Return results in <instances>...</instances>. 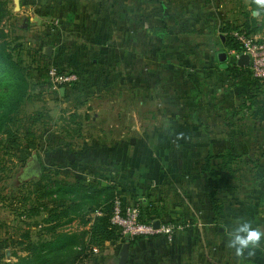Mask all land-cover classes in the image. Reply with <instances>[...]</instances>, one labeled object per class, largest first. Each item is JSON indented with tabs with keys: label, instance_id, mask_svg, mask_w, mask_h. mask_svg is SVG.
<instances>
[{
	"label": "crops",
	"instance_id": "0c3cea01",
	"mask_svg": "<svg viewBox=\"0 0 264 264\" xmlns=\"http://www.w3.org/2000/svg\"><path fill=\"white\" fill-rule=\"evenodd\" d=\"M229 3L20 0L24 19L42 27L48 41L43 51L52 47L51 62L78 75L60 95L66 106L55 115L50 110V123L41 125L46 137L44 142L37 139L40 158L34 151L29 163L36 157L41 164L60 168L63 176L110 183L126 205L141 203L160 222L180 225L172 240L154 235L136 241L128 264L164 259L179 264H264V237L259 247L245 249L240 257L227 246L230 239L246 235L237 231L246 221L264 232V192H221L222 182L235 187L236 177L245 173L213 158L224 169H218L217 197L224 206L218 216L212 205L213 181L202 171L209 153L231 151L241 154L240 163L256 159L264 181V141L256 147L251 139L238 141L243 139L240 130L219 125L214 112L220 103L237 105L245 99L217 59L218 51L229 53L223 24L240 20ZM212 33L221 36L222 47L215 41L200 42ZM186 67L196 70V79L185 77ZM121 246L112 242L109 264H116Z\"/></svg>",
	"mask_w": 264,
	"mask_h": 264
},
{
	"label": "trees",
	"instance_id": "16d2710c",
	"mask_svg": "<svg viewBox=\"0 0 264 264\" xmlns=\"http://www.w3.org/2000/svg\"><path fill=\"white\" fill-rule=\"evenodd\" d=\"M250 3L252 6L250 9L245 10V19L243 27H241V30L248 34L262 28L263 24H260L258 16L264 14V7L258 5L255 0H251ZM253 10H258V15H254ZM11 13L13 11L9 5V1L0 0V144L3 146H7L11 142L12 137L18 134L20 127L24 125L26 120L44 123V116H48L47 113L41 110H38L37 114L28 117L20 113L25 101L32 99L34 94L32 92V73L29 70V66L14 57L13 50L16 48V45L23 46L24 42L20 39L22 36L11 35L4 26L6 18ZM13 15V26L23 30L29 28L28 20H25L24 17L20 19L15 13ZM234 28L239 27L230 26L228 28V26H223V31L227 35L225 45L229 49H240L241 45L239 41L231 33ZM43 52L47 56H50L46 50ZM217 59L218 62L226 66V72L232 80L231 85L239 86L242 89V92L245 93V100H249L250 103L255 102L258 95L264 91V83L252 74L250 67L238 65L234 57L229 58L228 56L226 60L222 61L217 54ZM52 64L58 66L54 62ZM58 68L63 70L59 66ZM73 83L65 84L64 86L73 85ZM59 95H61V92H59ZM48 118L51 119V116H48ZM31 133L32 137L35 136L33 131ZM34 145L33 142L32 146ZM36 156L40 158L39 152H36ZM240 156L241 154L231 151L209 153L202 164V171L209 174L214 184L211 198L213 209L218 216L223 213L224 206L222 201L217 197L219 173L218 168H216L217 165L213 163V158H220L224 167L226 165L231 171H236L239 167H233V164L240 163V159H238ZM40 166L41 172H36V175L42 178L45 187L39 189L37 192H39L41 197L48 198L54 203L43 217L42 229L49 236L33 240L29 229L23 231L21 237H24L26 240L21 238L19 243L23 245L25 243L21 248L26 250L27 253L20 254L17 250H14L12 254L15 255L16 259L3 260L0 264H72L80 259L82 255L87 254L85 251L90 244L99 242L100 239L119 240L121 244L129 239L131 246L136 241L146 237V235L129 237L122 233L119 226L111 223L110 216L113 200L116 196H119L112 184H103L98 181L86 180L72 175L63 176L59 170L60 168L51 173L47 171L44 164L40 163ZM31 172L33 170L29 171L28 174ZM23 174L25 175V172ZM43 204L45 208L47 205L45 202ZM140 207V217L143 221H154L156 219L152 216V212L147 206H143L140 203ZM39 211L40 209H37L34 213H39ZM30 214H33V212H30ZM76 218L80 219L83 226H87L88 223L90 226H87L88 228L83 227L80 230H67L65 227ZM163 222H172L177 225L176 222L171 220H163ZM87 235L90 237L87 238V240L89 239L88 243L86 242ZM154 235L165 234H151L147 236ZM174 235L172 239H174Z\"/></svg>",
	"mask_w": 264,
	"mask_h": 264
},
{
	"label": "rangeland",
	"instance_id": "374dc122",
	"mask_svg": "<svg viewBox=\"0 0 264 264\" xmlns=\"http://www.w3.org/2000/svg\"><path fill=\"white\" fill-rule=\"evenodd\" d=\"M8 1L13 13L6 18L4 26L11 35H21L22 38L20 37V39L24 42L22 47L16 45V48L13 50L14 57L20 59L23 64L29 66V70L32 73V92L34 97L25 101L20 113L28 117L37 114V111L41 110L50 116L51 110L52 114L55 115L66 105L62 104L59 92L54 91L55 93H53L49 88L47 68L49 65H52L53 62H51L50 57L43 52L44 45L48 41L42 37V27L35 24L33 20L29 21V28L27 30L13 26V14H17L20 19L23 16L20 9L14 10L13 0ZM230 2L231 3H229L227 7L233 6L234 9L236 8L238 10L237 16H239L240 20L226 22L223 26H228V28L230 26H237L239 28H234L233 31H240L245 19L244 12L252 6L250 3L251 0H230ZM242 2L247 6L243 4L242 7ZM253 14L258 15V10H253ZM234 16H236L235 13ZM258 19L260 20V24H263L262 28L251 34L255 37L264 39V14L259 15ZM211 25L212 24H209V26ZM212 28H210V30H212ZM212 34L213 36L210 35V37H201V41L200 38H195L194 42L215 41L222 47L223 42H221V36L218 33ZM221 35H224L225 39H227L225 31H223ZM185 39L186 41L190 40L189 38ZM231 58H233V56ZM195 71L196 70L186 67L184 70L185 77L190 79L194 77L196 79L197 76ZM188 85L190 90L193 91L194 83L190 82ZM232 88L233 92L240 97V93L234 87ZM53 94H55V96H53ZM239 100V104L237 105L228 103L231 105L226 106V101L216 106L214 111L217 115L216 121H218L219 125L223 124L222 126L234 131H236V129L240 130L239 134L243 139L237 138L238 133L234 132V141L239 139L238 141L246 142L244 139H251L250 141L254 142V146L256 147L262 140L264 141V91L260 93V98H257L255 102L250 103L247 99H244V101H242V99ZM224 108H226L227 111H225ZM45 116L44 123L41 121L31 122L26 120L24 125L20 127L18 134L12 137L11 142L7 144V146L0 144V262L3 260L16 259L15 255L12 254L14 250H17L20 254L27 253L26 250L21 248L23 244L19 243L21 238L25 239L21 237L23 231L29 229L33 240L49 236V234L46 232L44 233V229H42L43 217L54 203L48 198L41 197L39 192H37L39 189L44 188L45 185L42 178L36 175L34 170L28 175L23 174L25 167L29 165V160L33 157V152H39L38 149L40 148H37V139L44 142V138L46 137L42 136L43 132L40 128H42V124H49L51 119ZM30 130L31 132L33 131L35 136L32 137ZM33 142L35 144L34 146H32ZM255 157L254 155V158ZM44 166H46L47 171L51 173L59 169L54 165L44 164ZM233 167H241L245 176L243 175V178H239L241 175H239L238 178L236 177L234 182L235 187L225 185L229 181L222 182L225 189L222 190L223 187H221V192H264V181L258 176L256 159H244L243 163H234ZM216 168L222 169V167L219 166H216ZM223 172L224 171L221 173L223 174ZM43 202L47 205L45 208ZM37 209H40L39 213H34ZM30 212H33V214H30ZM87 226L89 227L90 224L88 223ZM87 226H83L80 219L76 218L65 228L67 230H80ZM87 238L90 237L88 235L86 237V242L88 243L89 239L87 240ZM112 242L114 243V240ZM112 242L108 243V240L104 239H100L99 242H93L85 251L87 254L82 255L80 259L72 264H109L112 257L109 255L112 249ZM117 242L121 244L119 240H117ZM150 264L179 263L176 259H164L159 263H154L153 261V263Z\"/></svg>",
	"mask_w": 264,
	"mask_h": 264
},
{
	"label": "built area",
	"instance_id": "2783aa9c",
	"mask_svg": "<svg viewBox=\"0 0 264 264\" xmlns=\"http://www.w3.org/2000/svg\"><path fill=\"white\" fill-rule=\"evenodd\" d=\"M239 41L240 49H229V54L238 58L241 52L250 55V69L252 74L264 83V39L255 37L245 31L237 30L232 32ZM49 83L55 92H60V88L65 84H71L78 79V75L73 71L60 70L58 66L52 64L47 70ZM100 213V212H99ZM140 203L126 205L120 196L113 200L110 221L121 228L122 233L133 237L135 235L165 234L169 239L173 238L175 230L180 227L172 222H160L155 227L153 220L143 221L140 217Z\"/></svg>",
	"mask_w": 264,
	"mask_h": 264
},
{
	"label": "water",
	"instance_id": "95a60500",
	"mask_svg": "<svg viewBox=\"0 0 264 264\" xmlns=\"http://www.w3.org/2000/svg\"><path fill=\"white\" fill-rule=\"evenodd\" d=\"M15 2V10H18L20 7V0H14ZM52 51V47L49 46L47 49L48 53H51ZM218 57L220 60L224 61L228 58L229 53L226 50H220L218 51ZM236 62L238 65L241 66H249L250 65V55L246 52H241L238 56V58L236 59ZM65 86H62L60 88V92L62 95H64L65 93ZM33 163H29V165L27 167H25L24 172L25 175L28 174L29 171L34 170L35 172H41V166L40 163L38 162V159L36 157L33 158ZM153 224L155 227H158L160 225V220L159 219H155L153 221ZM129 253H130V242L129 239H127L121 246L120 250H119V254L117 255V262L116 264H127L128 263V259H129Z\"/></svg>",
	"mask_w": 264,
	"mask_h": 264
},
{
	"label": "clouds",
	"instance_id": "9594fccd",
	"mask_svg": "<svg viewBox=\"0 0 264 264\" xmlns=\"http://www.w3.org/2000/svg\"><path fill=\"white\" fill-rule=\"evenodd\" d=\"M255 2L264 7V0H255ZM239 232L246 233L245 236H236L235 241L229 240L228 247L235 248V254L237 257L243 255L245 249L248 248H257L259 247V242L262 237H264V232H262L259 228H253L250 222H245L239 229ZM231 237V233L229 234ZM236 244H239L240 247H236ZM254 254L253 252H249V255Z\"/></svg>",
	"mask_w": 264,
	"mask_h": 264
}]
</instances>
